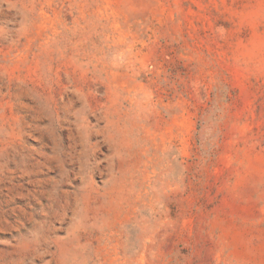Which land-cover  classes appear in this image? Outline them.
I'll use <instances>...</instances> for the list:
<instances>
[{
  "label": "rangeland",
  "instance_id": "obj_1",
  "mask_svg": "<svg viewBox=\"0 0 264 264\" xmlns=\"http://www.w3.org/2000/svg\"><path fill=\"white\" fill-rule=\"evenodd\" d=\"M0 264H264V0H0Z\"/></svg>",
  "mask_w": 264,
  "mask_h": 264
}]
</instances>
